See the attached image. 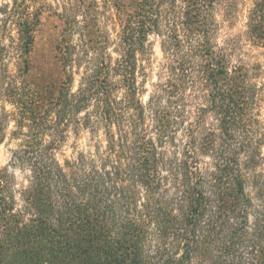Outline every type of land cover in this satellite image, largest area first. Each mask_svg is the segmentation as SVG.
<instances>
[{"label":"trees","instance_id":"1","mask_svg":"<svg viewBox=\"0 0 264 264\" xmlns=\"http://www.w3.org/2000/svg\"><path fill=\"white\" fill-rule=\"evenodd\" d=\"M233 1L102 0L117 11L120 57L111 65L100 56L76 92L62 85L52 103L66 126L84 112L76 124L101 131L105 145L66 171L58 143L45 144L34 130L43 124L32 122L35 143L15 154L32 175L22 209L4 195L0 169V264H264L263 140L244 68L212 41L218 5ZM45 7H0L18 33V80L7 90L19 103ZM248 27L264 43V0H253ZM151 35L166 72L144 103L138 55L152 51ZM69 48L57 44L62 63Z\"/></svg>","mask_w":264,"mask_h":264},{"label":"rangeland","instance_id":"2","mask_svg":"<svg viewBox=\"0 0 264 264\" xmlns=\"http://www.w3.org/2000/svg\"><path fill=\"white\" fill-rule=\"evenodd\" d=\"M13 1L0 0V7L9 11ZM41 1L46 7L34 32L29 54L30 68L26 76L28 86L23 90L25 94L21 103L16 94L12 96L7 90L11 78L18 80V33L11 20L6 21L5 15H0V43L3 46L0 51V169L5 170L3 173L6 175L7 191L4 195L10 201L14 200L17 209L25 207L22 194L29 189L32 175L28 163H20L15 154L21 151L24 144L35 143L30 136L32 122L43 124L42 129L34 130L41 133L45 144L58 143L59 147L54 153L66 171L79 154L94 153L96 147L105 145L101 131L92 136L89 129L76 124L80 123L78 120L84 112L75 117L73 124L66 126L62 124L64 119L55 115L52 102L62 85L76 92L89 68L101 59L113 65L120 57L121 27L117 11L111 3L103 5L102 0ZM252 4L253 0H235L228 10L218 5L215 13L217 30L212 41L216 50L228 54L230 67L245 70V83L253 101L252 113L259 124V129L255 131L263 140L259 150L261 163L256 171L262 173L260 181L264 182V43H257L250 37L248 11ZM82 33H87L86 40L82 39ZM62 39H66L70 46L69 58L65 63L60 60L57 49ZM149 41L152 51L149 49L144 55H138L141 65L138 80L145 85L143 89L146 92L143 94L144 103L149 99L152 85L164 79L166 72L162 69L164 59L159 37L151 35ZM190 104L186 107L187 111L194 110L192 100ZM207 122L215 124L210 117ZM181 134L182 129L179 138ZM205 162L209 163L210 160L205 158Z\"/></svg>","mask_w":264,"mask_h":264}]
</instances>
